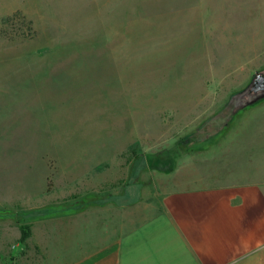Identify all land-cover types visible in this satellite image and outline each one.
<instances>
[{
  "label": "rangeland",
  "instance_id": "374dc122",
  "mask_svg": "<svg viewBox=\"0 0 264 264\" xmlns=\"http://www.w3.org/2000/svg\"><path fill=\"white\" fill-rule=\"evenodd\" d=\"M21 1L0 0V10ZM25 1L36 22L17 13L0 31V159L22 171L33 151L36 178L66 147L106 163L122 146L123 160L146 164L148 176L192 161L225 191V223L234 224L250 204L235 198L236 185L264 182V99L240 94L264 72V0ZM41 213L0 209V225L10 236L8 226ZM12 243L0 241V264L58 260Z\"/></svg>",
  "mask_w": 264,
  "mask_h": 264
},
{
  "label": "crops",
  "instance_id": "0c3cea01",
  "mask_svg": "<svg viewBox=\"0 0 264 264\" xmlns=\"http://www.w3.org/2000/svg\"><path fill=\"white\" fill-rule=\"evenodd\" d=\"M17 13L36 22L22 0L17 7L0 10V31L4 19ZM121 147L106 153V163L93 160L84 147H66L51 167L41 163L40 178L34 176L33 151L22 171L14 159L1 154L0 209L27 217L41 209L67 208L26 223L30 236L25 243L23 225L8 226L10 236L4 234L7 226L0 225V241L12 239L13 248L27 246L43 257L49 251L58 258L54 264H264V222L259 219L264 217V182L236 185L235 198L250 204L240 207L234 224H226L221 200L225 191L198 175L194 162L181 161L168 174L148 176L146 164L123 160ZM7 148L0 147V152ZM238 148L247 151L244 144ZM104 194L113 201L98 200L70 211L74 202ZM250 253L252 258L244 256Z\"/></svg>",
  "mask_w": 264,
  "mask_h": 264
},
{
  "label": "water",
  "instance_id": "95a60500",
  "mask_svg": "<svg viewBox=\"0 0 264 264\" xmlns=\"http://www.w3.org/2000/svg\"><path fill=\"white\" fill-rule=\"evenodd\" d=\"M240 94L242 97L250 95L252 98L250 101L264 99V72H256L253 75L250 85L244 91H241ZM232 102H234V100L231 101V104ZM246 102V100H242L241 102H238V106L240 107V105H242L241 103L245 105Z\"/></svg>",
  "mask_w": 264,
  "mask_h": 264
},
{
  "label": "trees",
  "instance_id": "16d2710c",
  "mask_svg": "<svg viewBox=\"0 0 264 264\" xmlns=\"http://www.w3.org/2000/svg\"><path fill=\"white\" fill-rule=\"evenodd\" d=\"M51 186V183H49V187ZM99 199H97V197H92V196H88V197H85L77 202H74V204L72 205V208H70V211H79V210H82L85 206L89 205L90 203L91 204H96L98 202ZM49 208H46V209H41L40 211L42 212L41 216H50V215H53L57 212H48ZM21 232H22V236H21V242L22 243H25L26 240L29 238L30 236V227L28 225H24L21 227Z\"/></svg>",
  "mask_w": 264,
  "mask_h": 264
}]
</instances>
